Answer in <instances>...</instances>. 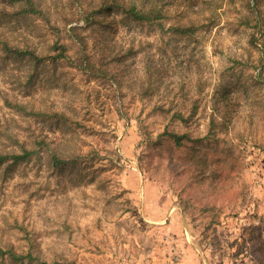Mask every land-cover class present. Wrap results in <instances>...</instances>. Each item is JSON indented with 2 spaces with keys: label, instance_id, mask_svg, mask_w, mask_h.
<instances>
[{
  "label": "rangeland",
  "instance_id": "374dc122",
  "mask_svg": "<svg viewBox=\"0 0 264 264\" xmlns=\"http://www.w3.org/2000/svg\"><path fill=\"white\" fill-rule=\"evenodd\" d=\"M39 1L0 0V154L37 149L0 164V245L34 259L0 264H264V0Z\"/></svg>",
  "mask_w": 264,
  "mask_h": 264
},
{
  "label": "trees",
  "instance_id": "16d2710c",
  "mask_svg": "<svg viewBox=\"0 0 264 264\" xmlns=\"http://www.w3.org/2000/svg\"><path fill=\"white\" fill-rule=\"evenodd\" d=\"M9 5L12 7H17L18 10H16L15 14H21V15H32V16H41L44 14L42 10V6L39 0H8ZM256 2V0H254ZM116 10L118 13H121L123 15H126L127 17L138 21V22H149V23H155L158 21H161L165 17V10H164V3L163 0H132L131 2L126 1H118V0H103V3L100 5V8L94 10L93 12L87 13L85 22L87 25H91L95 23L96 15L97 14H104L107 11L112 12ZM80 25L71 26L72 31H78L80 29ZM176 32H179L181 34H187V33H194L195 29L193 26H177L174 29ZM80 43L83 44V46H86L85 39L80 37L79 39ZM5 52L9 55H14L17 57H20L22 59L30 60L34 64H39L47 59L57 60V59H63L67 57V54L65 52V46L58 45L55 43L54 49L59 50L58 54L55 55H40L36 52V49L32 47H24L21 48L19 45L11 44L9 41H5ZM85 49V48H83ZM84 56L88 59L87 50L85 52ZM173 138L177 141H181V136L175 133H171ZM47 150L49 152V156L52 160L53 165H61L66 164L68 161H74L75 158L69 155L62 154L58 151L57 147H47ZM37 149H27L24 148L23 152L21 154L17 153H1L0 154V164L5 163L7 160H11V163H19L20 161H23L29 157H31L33 154H35ZM6 254H9V256L14 260H23L26 257H29V259L33 260L34 257L32 254H18L13 249H4L0 245V256H5Z\"/></svg>",
  "mask_w": 264,
  "mask_h": 264
}]
</instances>
